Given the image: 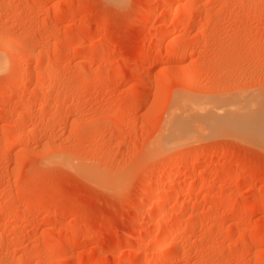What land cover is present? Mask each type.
I'll list each match as a JSON object with an SVG mask.
<instances>
[{"label":"rangeland","instance_id":"374dc122","mask_svg":"<svg viewBox=\"0 0 264 264\" xmlns=\"http://www.w3.org/2000/svg\"><path fill=\"white\" fill-rule=\"evenodd\" d=\"M0 60V264H264V136L203 121L261 110L264 0H0Z\"/></svg>","mask_w":264,"mask_h":264},{"label":"bare ground","instance_id":"6f19581e","mask_svg":"<svg viewBox=\"0 0 264 264\" xmlns=\"http://www.w3.org/2000/svg\"><path fill=\"white\" fill-rule=\"evenodd\" d=\"M190 11V10H189ZM177 19V18H176ZM178 20V19H177ZM172 22H174V24H172V25H177L178 23V21H172ZM1 61L2 60H0V69H1ZM4 64V63H3ZM263 101H262V103H260V106H259V108H261V110L260 109H258V110H260V111H258L257 110V112H255V113H253V114H251V118L249 119V118H247V116L245 115H242L243 113H241L244 109H246L245 107H241V108H238V106L237 107H234V110H233V108H231L230 106V108H231V110L230 111H228L227 113H225V116L223 117V118H221L220 120H218L217 122L214 120L213 121V119H212V115L210 116V114L209 115H207V117H206V119L204 120L203 119V121L206 123V126H210V125H212L213 126V124L212 123H214L215 122V125L216 126H220L221 124L222 125H225V126H227V127H225V126H222L221 128H223V127H225V128H231V129H234L235 131H237V132H242V133H246V132H252V133H257V134H259L260 136H264V99H262ZM259 102H261V100L259 101ZM251 104V103H250ZM251 106V105H250ZM204 107V106H203ZM211 107V106H210ZM213 107V106H212ZM228 107V108H229ZM240 107V106H239ZM193 108V107H192ZM229 108V109H230ZM216 109V108H215ZM248 109V108H247ZM192 110V109H191ZM190 110L188 109V110H185V109H183V111H180L181 112V115L180 116H178L175 120H174V123H173V125H171L172 127H171V129H170V131L168 132V141H167V143H169V144H176V143H179L180 141H184V139H186L187 138V136H189L190 134H191V131H190V133H189V131H188V129L190 130V128H189V126L191 125L190 123H189V120H188V116H186L187 115V112H189ZM197 111H199V110H197ZM201 112L203 111V110H200ZM213 111H215V110H213ZM216 111H219V110H216ZM196 112V111H195ZM210 112V111H209ZM222 112V111H221ZM237 112L239 113V114H237ZM191 113V112H190ZM193 113V112H192ZM211 113H212V111H211ZM252 113V112H251ZM186 114V115H185ZM201 114V113H200ZM206 114H208V113H206ZM205 114V115H206ZM215 114V113H214ZM218 114V113H217ZM224 114V113H223ZM222 115V114H221ZM248 115V114H247ZM249 117H250V113H249V115H248ZM221 117V116H220ZM204 118H205V116H204ZM191 119H193V117L191 118ZM219 119V118H218ZM172 120V119H171ZM204 124V123H203ZM202 124V125H203ZM192 125H194V124H192ZM191 125V126H192ZM200 125V124H199ZM201 126V125H200ZM204 127H205V125H204ZM221 128H219L220 130H221ZM206 129V128H205ZM207 129H208V127H207ZM219 129H217V130H219ZM224 129V128H223ZM209 130H210V127H209ZM211 132V131H210ZM222 132H223V130H222ZM217 134V133H216ZM238 134V133H237ZM249 134V133H248ZM166 135V134H165ZM166 143V144H167ZM163 177V176H162ZM162 179V178H161ZM156 206V205H155ZM173 249V248H172ZM173 253H172V251L170 250V252L168 253V254H164V255H162L161 256V259H163L164 261H168V260H170V259H172V257L174 256V255H172ZM162 260V261H163Z\"/></svg>","mask_w":264,"mask_h":264}]
</instances>
